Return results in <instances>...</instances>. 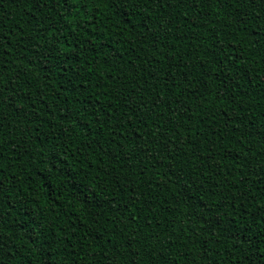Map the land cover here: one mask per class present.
<instances>
[{
  "label": "trees",
  "instance_id": "obj_1",
  "mask_svg": "<svg viewBox=\"0 0 264 264\" xmlns=\"http://www.w3.org/2000/svg\"><path fill=\"white\" fill-rule=\"evenodd\" d=\"M0 89V264H264V0H0Z\"/></svg>",
  "mask_w": 264,
  "mask_h": 264
},
{
  "label": "snow or ice",
  "instance_id": "obj_2",
  "mask_svg": "<svg viewBox=\"0 0 264 264\" xmlns=\"http://www.w3.org/2000/svg\"><path fill=\"white\" fill-rule=\"evenodd\" d=\"M247 3H254L255 0H246ZM233 5V0H228V6L231 7ZM239 6V5H237ZM247 13L246 12H243L241 13V16H246ZM259 19V16L257 17ZM6 89H0V107L3 106V103H4V97L2 95L3 92H5ZM8 102L9 103H15V101H13L11 99V97H8ZM259 215L261 216V218H264V208L261 209ZM252 243L254 246L257 247V251L264 254V237H261L260 241L256 242V241H253V242H250ZM248 264H253V262L251 260L248 261Z\"/></svg>",
  "mask_w": 264,
  "mask_h": 264
}]
</instances>
